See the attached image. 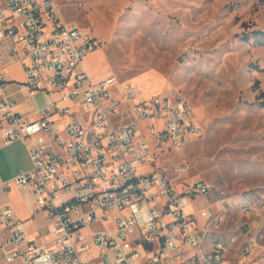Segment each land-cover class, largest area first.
<instances>
[{"label": "built area", "instance_id": "1", "mask_svg": "<svg viewBox=\"0 0 264 264\" xmlns=\"http://www.w3.org/2000/svg\"><path fill=\"white\" fill-rule=\"evenodd\" d=\"M4 44L24 69L21 91L63 96L38 118L19 114L0 53V144L25 143L32 169L14 182L33 191L49 220L46 232L29 233L0 204V264H262L253 231L262 229L264 191L236 204L189 182L186 163L173 177L151 170L165 146L181 149L201 133L183 94L143 97L115 76L94 82L83 61L97 41L57 0H0ZM199 196L213 204L197 215L188 207Z\"/></svg>", "mask_w": 264, "mask_h": 264}, {"label": "rangeland", "instance_id": "2", "mask_svg": "<svg viewBox=\"0 0 264 264\" xmlns=\"http://www.w3.org/2000/svg\"><path fill=\"white\" fill-rule=\"evenodd\" d=\"M98 46L84 58L94 82L112 76L137 85L143 97L177 91L201 125L181 149H169L151 170L186 163L185 178L215 188L214 198L236 204L264 191V3L259 0H57ZM63 92L55 91L60 102ZM69 104H72L71 102ZM76 109V108H75ZM163 127L160 124V129ZM147 136L151 143L149 131ZM167 145H170L169 143ZM213 204L199 196L189 211ZM122 216L115 213L113 222ZM254 229L257 261L264 262V219ZM106 228L114 230V223ZM1 236V235H0ZM3 264H22L20 261Z\"/></svg>", "mask_w": 264, "mask_h": 264}, {"label": "crops", "instance_id": "3", "mask_svg": "<svg viewBox=\"0 0 264 264\" xmlns=\"http://www.w3.org/2000/svg\"><path fill=\"white\" fill-rule=\"evenodd\" d=\"M9 50L8 44L0 47V53L7 61L5 71L11 80L5 92L16 102V111L19 114L38 118L39 111L53 101V94L46 91L27 94L21 91L19 83L26 80V75L18 62L10 61ZM31 169L32 161L23 141H15L6 146L0 144V204L11 206L16 217L26 221L28 232L36 234L48 230L49 220L38 209L33 191L14 182L20 172Z\"/></svg>", "mask_w": 264, "mask_h": 264}, {"label": "trees", "instance_id": "4", "mask_svg": "<svg viewBox=\"0 0 264 264\" xmlns=\"http://www.w3.org/2000/svg\"><path fill=\"white\" fill-rule=\"evenodd\" d=\"M261 3H264V0H259ZM256 42L259 45L264 46V31L258 30L254 32ZM259 100L261 101V105L264 107V91L259 94Z\"/></svg>", "mask_w": 264, "mask_h": 264}]
</instances>
